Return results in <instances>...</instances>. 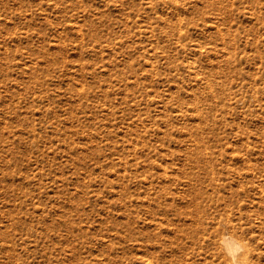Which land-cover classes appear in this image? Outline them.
I'll return each instance as SVG.
<instances>
[{
  "label": "rangeland",
  "instance_id": "374dc122",
  "mask_svg": "<svg viewBox=\"0 0 264 264\" xmlns=\"http://www.w3.org/2000/svg\"><path fill=\"white\" fill-rule=\"evenodd\" d=\"M264 264V0H0V264Z\"/></svg>",
  "mask_w": 264,
  "mask_h": 264
},
{
  "label": "clouds",
  "instance_id": "9594fccd",
  "mask_svg": "<svg viewBox=\"0 0 264 264\" xmlns=\"http://www.w3.org/2000/svg\"><path fill=\"white\" fill-rule=\"evenodd\" d=\"M223 246L229 257L232 259L233 264H238L237 257L244 250L242 242L231 236H226L223 241Z\"/></svg>",
  "mask_w": 264,
  "mask_h": 264
},
{
  "label": "bare ground",
  "instance_id": "6f19581e",
  "mask_svg": "<svg viewBox=\"0 0 264 264\" xmlns=\"http://www.w3.org/2000/svg\"><path fill=\"white\" fill-rule=\"evenodd\" d=\"M226 236H231V237L235 238V237H234L233 235H231L230 233H226V234H224V237H222V238H223L222 242L224 241V238H225ZM235 239H236V238H235ZM237 260H238V257H237Z\"/></svg>",
  "mask_w": 264,
  "mask_h": 264
}]
</instances>
